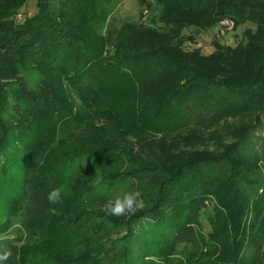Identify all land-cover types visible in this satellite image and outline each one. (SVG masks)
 I'll use <instances>...</instances> for the list:
<instances>
[{
    "label": "trees",
    "instance_id": "trees-1",
    "mask_svg": "<svg viewBox=\"0 0 264 264\" xmlns=\"http://www.w3.org/2000/svg\"><path fill=\"white\" fill-rule=\"evenodd\" d=\"M97 1L33 0L35 12L16 24L30 0H0V67L38 86L18 83V98H8L34 126L30 142H19L17 125L0 118L7 133L0 136V264H16L3 255L16 242L18 264L159 263L172 241L197 243L200 204L229 173L233 199L220 198L223 212L215 205L212 212L230 230L212 222L207 235L216 240L212 254L231 258L207 264H245L237 231L251 208H262L252 221L264 232L260 172L256 195L241 194L252 166L264 170V0H153L150 19L140 10L113 35ZM225 18L246 25L241 41L215 39L209 54L189 48L198 31ZM99 121L110 126L104 135L93 130ZM176 138L187 146L165 143ZM128 172L139 181L134 197L118 211L103 208L95 230L88 212L79 238L76 211L97 197L92 186H101L103 203L111 201L120 187L107 177ZM48 228L58 246L30 241ZM119 230L122 236H108ZM118 246L123 252L111 258Z\"/></svg>",
    "mask_w": 264,
    "mask_h": 264
},
{
    "label": "rangeland",
    "instance_id": "rangeland-1",
    "mask_svg": "<svg viewBox=\"0 0 264 264\" xmlns=\"http://www.w3.org/2000/svg\"><path fill=\"white\" fill-rule=\"evenodd\" d=\"M150 2L151 7H146V3ZM97 6L98 9H102L107 11L108 18L106 23H102L107 29L110 27L112 29L111 35L117 31L119 27H121V23L124 21H136L139 16V11L141 10V14L146 18L150 19L153 14H155L156 6L153 3V0H109L108 2H104L101 0L97 1ZM147 8V9H146ZM21 12V13H20ZM18 15H16L15 22L16 24L20 23L21 21L27 19L29 16H31L35 12V5L33 0H30L28 4L20 11ZM20 19V20H18ZM148 21V20H146ZM232 23H230L229 26H224L223 24H220V22L213 27L206 28V29H201L198 31L195 35V43L191 44L189 48H194V47H199L201 49V52L203 54H209L213 51L214 46H213V41L215 39H219L223 44H228L230 46L236 45L239 41L242 40L243 38V27L245 26L242 25H234V21L231 20ZM102 25V26H103ZM105 30V29H104ZM114 32V33H113ZM18 68V67H17ZM11 72V68L7 67H0V118H2L4 124L8 127L17 125L15 129V134L16 131L18 130V137H19V142H23L24 144L30 142L31 137L27 134H30L32 130H34V126L30 125L28 121L25 122L27 118H22L24 112H20L18 110L21 109V107L17 110L15 109L14 113V107H12L11 103L13 102L12 100H9L8 98H18V83L24 84L26 88L31 90L34 86H36L35 80L36 78H33L28 75H22L21 73L19 74V79L18 80V74L17 77L11 78L8 74ZM37 81V80H36ZM38 87V86H36ZM13 96V97H11ZM8 99L7 103H1L2 100ZM48 102V101H45ZM6 105V106H5ZM5 107V111L3 112L2 109ZM17 110V111H16ZM34 120V119H33ZM41 120V118H39ZM104 124V121H99L96 126L93 127V130L96 133H99L104 135V130L102 129H110V126L101 128L102 125ZM24 130V131H23ZM8 132V130H7ZM7 133H4L0 129V136L3 137ZM102 135H99L98 138H104ZM107 135V134H106ZM8 136V135H7ZM90 141H95L94 138H90ZM165 143L170 144V147L173 150H177L176 148L179 149H184L182 145L188 144L186 139H178L176 138L174 141L169 140L166 141ZM177 147V145H179ZM144 145L145 148L149 150V145L146 143L142 144ZM65 152V151H64ZM177 156V155H176ZM243 161L239 162L240 164ZM151 164V163H150ZM228 164V163H227ZM227 164L222 165L224 169H226ZM259 163L254 164L252 166L253 168L250 170V173L245 177L246 179V184L242 187L241 189V194H242V199L243 200H248L249 197L251 198L252 196L256 195L255 190H256V184L254 182L259 181V172L264 178V170L261 169V165L258 166ZM152 165V164H151ZM229 165L234 166L235 162H229ZM245 163H242L240 167L244 168ZM247 168V167H246ZM145 176V175H144ZM226 176V175H225ZM125 178V179H124ZM108 181L110 184H115L120 187L119 193H113V198L111 203L108 202H102V200L99 197V194L101 192L99 189L101 186L99 185H94L92 188H95V190L92 189V192L96 194V198L91 200L89 202V206H86V204H82L81 206L78 207L79 211H76L77 217L75 218V223L74 227L75 230H79V232H76L77 235L80 238V227H78L80 221L84 219L86 214L89 212L91 214L90 223L93 228V230L97 229L98 223H99V216L102 214L101 212L103 211V208L109 209V211H118V209H122L123 206H126V202L128 200H131L136 194V190L139 189V181L135 178H133L130 175V172L126 173L123 175L121 178L116 179L114 174H110L107 177ZM228 180L229 182H225L224 187L222 190L217 192L205 202L200 204V211H197V214L199 212V229L200 232L198 233V237L196 238L197 243H192V242H182L179 244H176L172 241L167 249L161 253V257L158 260L159 263L155 264H207L211 261H228V259L231 258V253L224 254L222 256H219V253L214 252L212 254L214 247L212 246L211 242L216 241V240H211L209 239L207 233L211 230V224L214 222L215 224H218V229L223 233L226 234V230H230V227H228V224L225 223L224 221H221V215H216V213L212 212V208L217 206L221 212L222 209L220 207V204L217 202L219 201L220 198H222V202L225 201L227 204L228 200L232 201L233 196H230L229 190L232 189L231 182L233 180V177L229 174L225 177V180ZM104 180V179H103ZM102 182V181H101ZM218 193V194H217ZM217 195V196H216ZM228 198V199H227ZM109 200V199H108ZM227 200V202H226ZM236 200H234V203ZM88 204V203H87ZM222 204V203H221ZM213 205H215L213 207ZM262 208L259 209V211L255 212V208H251L249 212H246L247 215V221L242 222V224L239 225L238 228V235L240 234L243 237V242H240V248L243 250L245 249V255H246V261L245 264H252L255 256L257 258L256 264H264V232L257 231V227L255 225L254 220L258 219L260 215H262V212L260 211ZM253 214L255 219L252 221ZM228 216L229 212H228ZM230 218V217H229ZM213 223V224H214ZM195 225H198V223H194ZM201 224V225H200ZM123 230V229H122ZM122 230H119L116 232L117 234L114 233V231H110L108 236L110 238H115L118 236H122L124 233ZM53 229L48 228L45 231H39L41 234L40 239H36L34 237L30 240L31 242H37L40 244L43 239L46 240L51 248H54L55 246H58V243H53ZM260 233V235H259ZM13 236L11 235V238ZM257 238V239H256ZM5 239V238H4ZM7 239V238H6ZM89 239L94 242L95 238L90 236ZM238 240H241L238 238ZM206 242V245L203 243ZM223 243H220L221 245L225 244V240L222 239ZM203 244V246H202ZM243 244V247H242ZM218 244L216 243V246ZM235 245H237L235 243ZM50 248V249H51ZM208 248H211L209 251ZM231 249L235 251L231 244ZM123 252V248L121 246L115 247L113 249V253L111 254V258H114L116 256H119ZM5 256V260L7 262L11 263L12 260L18 264V242H16L12 247L7 249L6 253H3ZM43 255H39L38 258H42ZM2 258V257H1ZM50 264V263H49ZM239 264V261H238Z\"/></svg>",
    "mask_w": 264,
    "mask_h": 264
},
{
    "label": "built area",
    "instance_id": "built-area-1",
    "mask_svg": "<svg viewBox=\"0 0 264 264\" xmlns=\"http://www.w3.org/2000/svg\"><path fill=\"white\" fill-rule=\"evenodd\" d=\"M230 23H232L231 20L226 18L220 21V24H223L224 26H229Z\"/></svg>",
    "mask_w": 264,
    "mask_h": 264
}]
</instances>
